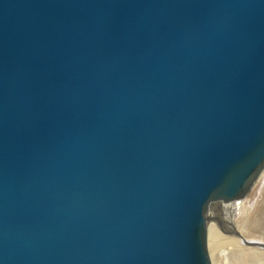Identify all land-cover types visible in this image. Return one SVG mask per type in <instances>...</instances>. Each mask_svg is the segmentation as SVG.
<instances>
[{
	"label": "water",
	"instance_id": "obj_1",
	"mask_svg": "<svg viewBox=\"0 0 264 264\" xmlns=\"http://www.w3.org/2000/svg\"><path fill=\"white\" fill-rule=\"evenodd\" d=\"M263 172L264 0H0V264H212Z\"/></svg>",
	"mask_w": 264,
	"mask_h": 264
},
{
	"label": "bare ground",
	"instance_id": "obj_2",
	"mask_svg": "<svg viewBox=\"0 0 264 264\" xmlns=\"http://www.w3.org/2000/svg\"><path fill=\"white\" fill-rule=\"evenodd\" d=\"M262 190H264V172L250 192L251 194L254 193L253 195L249 194L242 201L228 204L230 206L224 208H219L216 214L211 215L214 222L225 224L229 232L239 234V236L233 235L234 237L230 236L231 238H225L222 237V233L212 222L209 224L208 244L212 246L213 253L218 256V261L215 260L212 264H229L227 256L230 247L234 251L238 250L241 252L247 247L263 248L262 256L264 257V237L258 241L249 240L243 237L237 230L238 224H244L246 219L248 220L251 216ZM226 213H228V216Z\"/></svg>",
	"mask_w": 264,
	"mask_h": 264
},
{
	"label": "rangeland",
	"instance_id": "obj_3",
	"mask_svg": "<svg viewBox=\"0 0 264 264\" xmlns=\"http://www.w3.org/2000/svg\"><path fill=\"white\" fill-rule=\"evenodd\" d=\"M251 194V193H250ZM252 193L251 195H253ZM230 206L228 204L218 205L216 208L212 209L211 215L216 214L219 208H224ZM228 216V213H226ZM213 223L217 229L222 233V237L231 238L234 237L227 230L225 224L219 222H214L212 219L210 223ZM219 225V226H218ZM238 232L246 239H251L254 241L260 240L264 237V190L261 191L260 197L258 198V203L252 212L249 219H246L244 224H238ZM227 231V232H225ZM231 236V237H230ZM262 247V246H261ZM227 248V247H226ZM209 254L211 261H218V256L213 253V248L208 244ZM263 248L247 247L243 252L234 251L229 249L228 259L229 264H264V257L262 256Z\"/></svg>",
	"mask_w": 264,
	"mask_h": 264
}]
</instances>
